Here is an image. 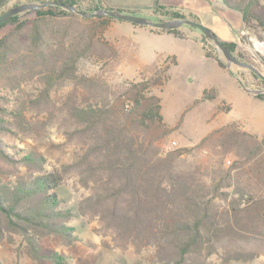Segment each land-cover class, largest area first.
Wrapping results in <instances>:
<instances>
[{"label":"trees","instance_id":"obj_1","mask_svg":"<svg viewBox=\"0 0 264 264\" xmlns=\"http://www.w3.org/2000/svg\"><path fill=\"white\" fill-rule=\"evenodd\" d=\"M31 1L67 2L88 12L113 9L102 0L90 7L79 0ZM10 2L0 0V14L17 5L7 7ZM223 2L241 13L245 29L264 32L262 0ZM153 11L161 15L158 21L186 18L158 1ZM111 18H88L50 5L0 23V242L17 233L37 264H70V257L44 252L40 245L49 235L68 243L80 237L71 223L77 212L59 177L48 171L43 156L11 147L1 137L28 132L27 113L40 114L54 91L70 87L66 114L85 149L77 167L96 190L84 208L100 210L119 235L153 251L147 263L124 264H208L213 254L227 262L264 256V134L232 121L194 146L217 137L223 152L234 156L230 164H187L182 155L193 147L162 151L158 142L173 128L163 121L160 98L144 93L147 82L118 93L80 72L82 59L119 57L111 45L100 52L97 44ZM168 30L182 34L180 28ZM223 42L242 59L237 42ZM122 94H129L128 101ZM11 96L18 98L14 109ZM213 96V88L204 91L205 98ZM255 96L264 99V93Z\"/></svg>","mask_w":264,"mask_h":264},{"label":"rangeland","instance_id":"obj_2","mask_svg":"<svg viewBox=\"0 0 264 264\" xmlns=\"http://www.w3.org/2000/svg\"><path fill=\"white\" fill-rule=\"evenodd\" d=\"M25 2L34 1L12 0L7 7ZM91 2L94 1L79 0L82 7H90ZM102 2L124 12H135L134 14L151 17L154 20L160 16L153 11L150 5L152 0H102ZM262 2L264 3V0ZM111 19L122 21L120 27L124 29L120 33H124L133 42L142 46L143 50L149 49V37L142 30L132 28L140 27L137 26L138 24L128 20ZM108 23L100 31L97 39L100 52L101 49L107 50V45L115 48L108 39ZM179 28L187 33L197 32L204 43L206 54L215 53L216 57H212L222 60L228 71L218 68L213 61L211 67L204 65L194 67L193 63L187 62L177 65L171 58L159 64H134L121 63L120 56L117 59L94 56L80 61V72L105 81L112 91L118 93L124 92L131 83L147 82L148 87L144 93L155 94L160 98L163 121L173 128L171 133L158 142L162 151L193 147L191 151L182 155L183 161L187 164L201 165L202 168L212 166L218 161L230 164L234 156L223 152L222 147L217 143V137L201 147L194 148V146L207 134L235 119H241L238 123L245 130L257 134L264 131V99L244 90L236 76L250 88L264 90V84L259 79L261 77H255V73L250 69L234 63L228 66L225 56L217 51L215 44L209 38V40L203 38L204 33L200 29L187 24ZM237 43V52L242 56L241 60L255 65L264 73V32L258 34L254 30L245 29L244 33L238 36ZM196 77H199V83L194 85L192 80L196 81ZM210 84H217L219 87L208 88L214 89V96L207 99L201 90ZM69 91L70 87L54 91L51 95L52 101L48 106L41 107L40 114L28 112L30 127L28 132L1 136L11 147L20 148L24 152H37L43 156L46 160V168L59 177L69 198L68 204L74 206L77 212L71 223L78 227L80 237L68 243L58 235L45 236L40 240L41 248L44 252L58 251L70 257V264H124V262L137 261L147 263L153 254L149 246L138 248L131 238H123L109 226L102 218L100 210L95 212L90 208H84L87 203L85 200L92 197L96 190L93 188V182L89 180L87 183L77 167L79 157L85 149L82 147L81 139L72 134L73 124L66 114ZM121 96L122 99H127L129 94ZM17 99V97L12 98L9 104L11 109L16 107ZM208 261V264H264V256L252 260L227 262L220 255L213 254ZM0 264H37V262L28 253L22 236L13 233L0 242ZM44 264L51 263L44 261Z\"/></svg>","mask_w":264,"mask_h":264},{"label":"crops","instance_id":"obj_3","mask_svg":"<svg viewBox=\"0 0 264 264\" xmlns=\"http://www.w3.org/2000/svg\"><path fill=\"white\" fill-rule=\"evenodd\" d=\"M156 1L162 6L180 11L186 15V18L194 19L192 17H195L199 22L210 27L216 34V31H218L220 34L217 35L222 41L238 42V36L244 33L245 27L241 13L229 8L223 0H152L150 4L152 8ZM105 6L119 9L110 4H105ZM121 22L111 19L108 23V39L117 49L121 57V63L159 64L167 58H171L177 65L187 62L193 63L194 67L199 65L211 67V61H213L218 68L228 71L226 67L219 64L216 58L206 54L204 43L197 32L187 33L180 29L182 34L179 35L169 30L138 24L137 26L140 27L132 28L142 30L150 39L149 49L145 51L142 46L133 42L131 38L124 33H120L124 29V27H120L123 24ZM198 78L196 77V81L195 79L192 80L194 85L199 83ZM187 86L188 84H186V89H188ZM211 86L219 87L217 84H210L201 91L204 93ZM239 120L235 119L233 121L238 122ZM258 134L262 135L264 131Z\"/></svg>","mask_w":264,"mask_h":264},{"label":"water","instance_id":"obj_4","mask_svg":"<svg viewBox=\"0 0 264 264\" xmlns=\"http://www.w3.org/2000/svg\"><path fill=\"white\" fill-rule=\"evenodd\" d=\"M50 5L60 6L68 11L76 12L79 15L88 17V18L108 16V17L117 18L121 20H128L136 24L147 25V26H151L154 28L164 29V30L179 28L186 24L197 27L215 44L217 51H219L225 56L228 66L234 63L240 66L246 67L264 80V73L260 71L258 67L236 57V55L230 50V48L220 39V37L210 27L204 25L203 23L195 19L175 18V19L158 21V20H153L143 15L128 13V12H124L118 9H109L106 7H101L94 11L88 12V11H84L80 9L78 6L72 3L61 2V1H45L42 3L25 2V3L17 4L11 7L10 9H8L6 12L0 14V23L11 20L17 16H20L27 11L47 7ZM236 78L238 79L242 88L245 89L246 91L250 93H254V94L264 92V90H261V89L250 88L238 76H236Z\"/></svg>","mask_w":264,"mask_h":264}]
</instances>
